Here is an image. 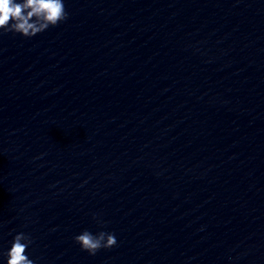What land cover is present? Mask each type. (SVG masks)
I'll return each mask as SVG.
<instances>
[{"label": "clouds", "instance_id": "9594fccd", "mask_svg": "<svg viewBox=\"0 0 264 264\" xmlns=\"http://www.w3.org/2000/svg\"><path fill=\"white\" fill-rule=\"evenodd\" d=\"M67 15L64 0H0V30L3 33L11 32L31 38L63 22ZM97 223L102 225L104 222L97 219ZM74 240L90 255L117 244L115 235L104 231L93 234L85 230ZM31 243L30 236L23 232L16 234L6 253L7 264H34L27 255Z\"/></svg>", "mask_w": 264, "mask_h": 264}]
</instances>
